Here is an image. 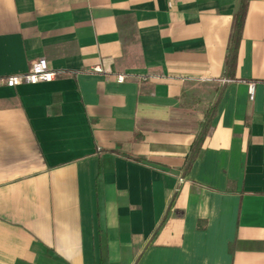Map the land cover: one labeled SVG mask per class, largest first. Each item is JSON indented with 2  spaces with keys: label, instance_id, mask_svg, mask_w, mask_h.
Returning a JSON list of instances; mask_svg holds the SVG:
<instances>
[{
  "label": "crops",
  "instance_id": "obj_1",
  "mask_svg": "<svg viewBox=\"0 0 264 264\" xmlns=\"http://www.w3.org/2000/svg\"><path fill=\"white\" fill-rule=\"evenodd\" d=\"M239 5L0 0V77L64 73L0 87V264H264V0L228 79Z\"/></svg>",
  "mask_w": 264,
  "mask_h": 264
},
{
  "label": "trees",
  "instance_id": "obj_2",
  "mask_svg": "<svg viewBox=\"0 0 264 264\" xmlns=\"http://www.w3.org/2000/svg\"><path fill=\"white\" fill-rule=\"evenodd\" d=\"M248 1L249 0H240V5H239V11L237 12V14L234 17V22H233V32H232V42H231V46H230V56H229V60H228V64H227V68H228V79L231 78L232 73L235 70V61H236V50L237 47L239 45L240 42V38H241V34H242V30L244 27V22H245V18H246V13H247V5H248ZM217 105V103H216ZM216 105L214 106L213 109H211V112L208 114L204 124H203V130L202 133L199 135V137L197 138V141L193 144L192 146V150H191V154H190V158L188 159L185 169H187V171L190 170V166L191 164L195 161V159L198 157V153L203 145L204 139L205 137L208 135L210 129H211V121L212 118L214 117L215 114V109H216Z\"/></svg>",
  "mask_w": 264,
  "mask_h": 264
},
{
  "label": "built area",
  "instance_id": "obj_3",
  "mask_svg": "<svg viewBox=\"0 0 264 264\" xmlns=\"http://www.w3.org/2000/svg\"><path fill=\"white\" fill-rule=\"evenodd\" d=\"M97 72H101L99 69ZM64 73L62 71H53L50 69L48 61L43 58L37 60L32 65V68L28 73L16 74V75H5L0 77V87L6 86L8 88H16L18 85L22 84H35L50 82L62 76ZM127 80L125 76H118L117 81L123 83ZM230 80L224 79V83H229ZM255 85L252 84L250 87L251 98H254Z\"/></svg>",
  "mask_w": 264,
  "mask_h": 264
}]
</instances>
